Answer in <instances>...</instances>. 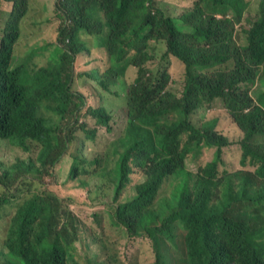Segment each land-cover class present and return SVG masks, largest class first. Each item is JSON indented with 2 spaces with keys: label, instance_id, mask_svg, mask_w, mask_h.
<instances>
[{
  "label": "trees",
  "instance_id": "obj_1",
  "mask_svg": "<svg viewBox=\"0 0 264 264\" xmlns=\"http://www.w3.org/2000/svg\"><path fill=\"white\" fill-rule=\"evenodd\" d=\"M252 7V0H196L177 16L165 0H0V143L27 155L0 161V264H108L106 244L120 231L151 247L146 264H170V247L177 264H264V239L242 233L234 212L218 214L216 195L222 165L234 161L224 160L231 144L241 141L242 167H258L229 175L231 193L243 190L242 175H262L264 166V110L243 98L247 81L239 87L241 75L264 77V6L240 42ZM27 21L38 31H27ZM22 38L28 43L19 50ZM15 55L25 60L14 65ZM79 56L94 65L83 90L100 95L84 122L81 76L73 83ZM130 68L137 76L127 84ZM115 85L124 99L112 98ZM201 98L227 120L193 125ZM103 128L104 151L86 157L83 147ZM64 157L72 168L66 198L37 191ZM188 157L196 166L202 159L197 169L184 167ZM263 200L249 205V223L260 230ZM105 207L112 224L99 226L95 209Z\"/></svg>",
  "mask_w": 264,
  "mask_h": 264
},
{
  "label": "rangeland",
  "instance_id": "obj_2",
  "mask_svg": "<svg viewBox=\"0 0 264 264\" xmlns=\"http://www.w3.org/2000/svg\"><path fill=\"white\" fill-rule=\"evenodd\" d=\"M46 2H51L52 0H44ZM167 1L171 6V12L173 15H179L183 12L189 10L192 8L194 2L196 0H165ZM253 1V7L247 11L244 22L239 29L240 34V42L243 43L245 40V34L244 31L250 28L252 22L257 18L258 16V10L259 5L262 0H252ZM24 28H27V31L35 32L38 31L36 29H39L38 27H35L27 21L24 25ZM47 32H50L47 31ZM27 40L25 38H22L19 45V50L21 48H25L27 46ZM159 48L162 51H165V48L163 45L159 44ZM29 49V48H26ZM97 56V60L99 63L104 62L105 56L102 53H99ZM25 60L24 58L15 55L14 58V65H18L21 61ZM44 61H46L45 58H43ZM155 63H149L147 64L148 67L154 68L156 64ZM93 64H89L87 59L84 57H76V61L74 63V72H73V83L75 82L77 75L81 76V79H79L77 83H81L79 85V89L76 90V92L82 93L81 98L85 99L87 101V105L83 111V115L81 116V121H88L87 119L89 116L85 114L86 109L88 107H97V100L100 98V95L91 96L86 93L85 90L82 88V84L86 81V74L85 72H88L93 67ZM175 66V65H173ZM172 66V67H173ZM185 71V70H184ZM216 69L212 68L211 73H215ZM137 76V69L136 68H130L127 76L123 79L122 82L127 84H132ZM240 77V83L239 87L241 85V81H247V83H252V86L248 89V91H243V85H241L240 90L242 92L243 98H248L251 101L254 102V106L257 107L258 110L262 109L264 110V80L259 79L255 75H241ZM172 79V77H171ZM213 84L215 85L217 82V77H214L212 79ZM173 87L174 89L177 88V82L172 79ZM118 86L115 85L112 90L113 99H124L125 97L121 92L118 91ZM84 94V95H83ZM105 94V93H104ZM175 94L179 96V93L176 91ZM111 97L109 96V100ZM198 100V97L190 99L188 101H185L184 103H191L193 101ZM205 99L201 98V105L199 104L196 108H194L190 113V122L194 125L200 126L203 122L207 120H211L214 118H219L221 122H225L228 118V115L224 111H220L218 108L214 107V105L210 107H204ZM112 116H115V111H110ZM173 119L176 121H182L177 120L175 116H173ZM90 124H94L90 122ZM223 129V128H222ZM105 129H102V132L98 134V136L94 139L95 141H88L86 145L83 147V153L86 157L92 158L96 156L99 153H102L106 147V144L108 142V136L104 133ZM241 141H238L234 144H231L232 147L225 151L224 153V160L226 158L231 161L234 155V161L233 164L228 166L227 162L225 165H222V169L220 170V174L217 176V180L220 184V191L216 194L218 196V203L219 208L217 209L218 214H222L227 216L229 212L235 213V221L238 223V227L242 233H251L256 241H261L263 245V239H264V229L260 230L257 229L256 226H251L249 223V216L253 213V211L250 209L249 205L252 202H257L258 198L264 199V166L261 168L262 175H255L251 177H245L244 175L240 178V186L243 188V190L237 194L231 193L229 189V183H228V176L230 174H234L236 171H239V177L241 175V171L243 170H255L258 167L253 165L252 167H242L241 164V156H242V149L240 145ZM253 149V147H252ZM72 151L69 150L68 153H71ZM229 153V154H228ZM27 155L23 153V151L19 148H13L10 146H6L4 144L0 143V161L2 163H16L18 160L26 158ZM190 158L185 160V165L187 169L194 170L197 169L198 163H201L202 159H197V166L192 162V160H189ZM229 161V162H230ZM72 168H70V165L68 164V159L64 157L63 161L59 165V167L50 175L42 176L40 177L41 181L37 182L35 184L36 190L41 192L42 188L48 189L50 191H53L61 198H66L67 192H66V177L71 172ZM199 175V173H198ZM78 182H76L77 184ZM172 188L168 187L164 191L160 192L159 199H164L168 196ZM162 190V188H161ZM98 194L97 190H93L91 192V196L95 197ZM104 196L101 195V198ZM97 204V202H96ZM93 206V205H92ZM262 208H264V200L261 203ZM7 211H11L12 208L10 205L6 206ZM96 215H95V221L98 223L99 226H110L112 224L111 218L109 216V213L107 211V207L104 209H95ZM255 213V212H254ZM262 212H256V214H261ZM264 216V213H263ZM86 221L91 224L92 226L96 227V225L93 222V219L90 215L86 214L85 216ZM256 222L258 224H261L264 226V217H261L260 219H256ZM0 230H2L0 226ZM184 232H180V236L178 241L183 240ZM111 240L106 244L105 251L106 255L102 259L108 264H112V257L114 263L120 264H146L154 255L153 250L148 244L142 243L141 241L137 239H132L126 236V234L122 231H120L118 234H112L109 236ZM244 243V246L249 245V241L244 240L241 244ZM169 257H172V260L170 264H177V258L178 256L173 255V247H170V253ZM115 259L118 260V262H115Z\"/></svg>",
  "mask_w": 264,
  "mask_h": 264
},
{
  "label": "clouds",
  "instance_id": "obj_3",
  "mask_svg": "<svg viewBox=\"0 0 264 264\" xmlns=\"http://www.w3.org/2000/svg\"><path fill=\"white\" fill-rule=\"evenodd\" d=\"M263 6H264V2H263V0H262V1L260 2V5H259L258 18H256V19L252 22V24H251L252 27H254L255 24L260 20V18H261V12H262ZM258 78L264 80V77H263V76H259ZM242 85H243V91H248V89L252 86V83L244 82ZM236 173H237V172H235L234 174H236ZM230 175H233V174H230Z\"/></svg>",
  "mask_w": 264,
  "mask_h": 264
}]
</instances>
